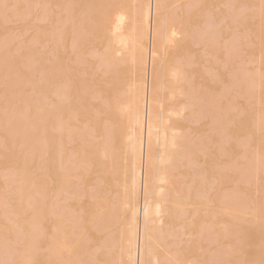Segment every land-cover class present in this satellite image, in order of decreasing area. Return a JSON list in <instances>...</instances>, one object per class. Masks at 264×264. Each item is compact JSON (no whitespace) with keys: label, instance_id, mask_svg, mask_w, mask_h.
Returning a JSON list of instances; mask_svg holds the SVG:
<instances>
[{"label":"rangeland","instance_id":"rangeland-1","mask_svg":"<svg viewBox=\"0 0 264 264\" xmlns=\"http://www.w3.org/2000/svg\"><path fill=\"white\" fill-rule=\"evenodd\" d=\"M175 5L165 10L172 6L171 23L185 40L165 64H182V92L164 106L186 104L174 120L181 130L176 156L185 159L176 157L172 167L180 198L193 201L197 212L193 236L175 229L176 237L183 233L176 257L264 264V0ZM131 6V0H0V264H129L130 172L117 108L127 84L138 80V62L111 56L106 27L114 12ZM161 59L158 78L167 67ZM57 85L65 99L54 94ZM57 102L62 106L54 109ZM64 112L72 115L62 121L74 126L70 135L57 127L56 114L61 121ZM103 120L111 127L103 128L104 146L112 141L107 156ZM87 134L99 137L86 145ZM63 157L73 161L69 172ZM195 192L207 194L200 199ZM114 253L119 258L108 262Z\"/></svg>","mask_w":264,"mask_h":264},{"label":"bare ground","instance_id":"bare-ground-1","mask_svg":"<svg viewBox=\"0 0 264 264\" xmlns=\"http://www.w3.org/2000/svg\"><path fill=\"white\" fill-rule=\"evenodd\" d=\"M180 1L182 0H131L132 3L131 9L130 10H128V8L126 9V7L128 6L125 7L126 10L122 8L118 9V11L114 12V14L112 15L113 17L111 16V19L109 20L108 23V27H106L107 29L106 34L107 35L109 34L111 37L108 38L106 36L107 37L106 39H108L106 41V44L108 45L109 43V47H110L111 46L110 42H111V44H113L114 47L112 48L113 54L111 53V56L113 55L114 58L118 55L122 56L123 58L126 56L131 66L134 65L136 62H138V74H139L138 80L134 84L131 83L127 84L126 90H124L125 96H123L122 99L123 101L120 100L122 102L120 103V106H118L117 108V110L120 111L123 118V124L125 128V131L123 133L125 163L127 166L126 168H128L130 172L129 194L131 197L132 204L130 205L131 216L128 227L129 239L126 247L129 264H193V263L196 264V262L193 261L195 260V258L192 260L193 257L191 259L190 258L181 259L178 258V256L176 257V254L179 255L180 250L178 248L180 247L181 237L183 233L179 232L180 234L179 237H176L175 229H178L179 231L182 232L183 230L187 231V234H189L188 236H193V230L191 229V226L192 223L195 224L193 221V215L197 213L196 212L194 214V212L191 210L193 208V201L188 199V197L180 198L181 191L177 190L178 188H176L175 186L176 183L174 184V181L176 180L175 178L177 176L175 177V171L172 167L173 165L175 166V164H172V162L178 158V156H176V152L177 149L180 147L179 139L181 136L180 134L181 130L178 128V126H175L174 120L175 118L180 117L183 112H185L186 104H184L183 102L180 103L178 106H171V107L169 106L168 108L164 106L165 101H174L176 99V95H180L182 92V87H178V84L180 82V77L184 73L181 68L182 64L175 62V60H173V62L176 63L177 65L174 63L169 64V62L165 64V62L171 58L172 52H174L175 49L180 47V45H182V43L185 40L184 32L179 31L171 23L172 22L171 18L173 16L175 17L176 15L173 14L171 10L172 6L169 11L170 14L165 10L168 7H170V5L173 4H174V8H176L175 6L177 5H175V3ZM205 1L206 0H204V2ZM138 2H141L139 9L138 6H135L138 5L137 4ZM174 8L173 10H175ZM182 8L184 10V7ZM173 19L175 21V18ZM112 49L110 50L112 51ZM137 52L139 55L138 58L136 57ZM160 57H162L161 62H164V64L167 67L164 68L162 77L158 78L156 67L157 69H159L158 66L160 67L161 65H156V64H157V59L159 58L160 60ZM123 58H121V60ZM159 60H158V64L160 62ZM103 69H105V67ZM161 71H162V66H161ZM63 81L61 82L62 84L60 83L59 85L60 86L62 85L64 87L63 88L61 86L64 89L63 94L67 95V92L65 90H68V88H65L66 83L65 80ZM58 87L59 86L57 85V88ZM57 88L55 87V89ZM61 89L59 87V89L56 90L54 93V94L56 93L59 94L57 95V97L59 98L61 95L64 96L62 94L63 91ZM65 98L66 96L60 99H65ZM101 99L105 104L104 99L103 98ZM101 99L99 102H101ZM60 103L61 102H57L56 105L58 107L55 108V106H53L54 109H57L59 107L61 108L62 103L61 106ZM66 111L68 112V109ZM94 111L96 110H93V112ZM94 113L92 114L94 115ZM64 114L62 115L63 120L61 121H60L61 118L59 117L60 114H56L57 119L58 117L60 118L58 120L56 119L57 121L56 123L59 124L64 123V125H62L63 128L61 125L58 126L59 124H57V127H59V129L61 128V131L58 128L57 130H59L61 133L67 131L68 133L65 132V137H66V133L68 135H70V131L72 133L71 129H73L74 126L71 127L65 124V122H67V119H69L70 121L72 119V115L67 116V114L70 115V112L65 115ZM84 116L89 118V116L87 115ZM65 118L66 121L62 122L64 121ZM92 119L94 122L95 118ZM104 121L105 120H103V123H101L100 126L101 132L102 130L104 131L105 128L106 130L110 131L111 127H109L108 125L107 127H105L104 123H106L107 121L105 122ZM87 123H89V121H87ZM86 125H84V127ZM115 125L112 127H116ZM91 127L88 126L87 128L90 129L91 131L90 134L92 135L93 131L91 130ZM67 128L68 130L70 128L71 129L68 131ZM59 131H57L58 136L60 134ZM104 133L106 132L104 131L102 133L103 135L102 140L106 141L107 139H109V137L107 136L108 135L107 133L106 135H104ZM90 134H87L89 138L86 136V138L88 139L85 138V140H83L82 137L81 141H85L84 143L86 144L87 141L90 139L88 143V145H90V143L93 142L92 137H96V138L99 137V136L90 137L91 136ZM106 136L107 138L104 139ZM65 137L63 138L64 140H67L65 141V143L66 142L69 143L68 140L71 141V137L67 136L66 139ZM75 138L77 139V136ZM108 141H109L108 144L105 146L104 144H106L107 141L102 143V147L104 148L101 149L102 150L101 152L104 156H107L106 154L110 152L111 149L110 145L112 141L111 140ZM96 142L99 143V141ZM95 148L96 146L94 147V149ZM90 149L92 148L90 147ZM95 150L99 151L98 149ZM101 152L99 151V154ZM68 154L65 156L66 158H68ZM81 154L79 155L80 159H81ZM109 154L108 156L110 157ZM86 155L87 154L85 153L84 156ZM179 155L181 156V154ZM58 156H59V150H58ZM65 157H63L62 160L64 163L66 162L68 164L67 161H69V159L64 160ZM182 158L184 157L182 156L179 157L178 159L180 160ZM107 159L109 160L108 157L106 158V160ZM70 160H72V158ZM110 161L111 160L108 161V164ZM70 162L72 163L70 165H73V161ZM64 163H63V167L65 165ZM102 165H104V163ZM102 165L100 167H102ZM69 166H67L64 169L66 175H67L66 169ZM178 166H179V162H178ZM71 168H72L71 166L68 168V172L70 171L69 169ZM179 184L180 183H177V185ZM186 186L188 188L189 184H187ZM120 187H123V185ZM195 193L197 194V192ZM184 195L186 196V194ZM197 195L200 196L199 194ZM198 196H196V198ZM123 197L122 199H124ZM203 197L200 196L199 198L202 199ZM181 199H183L182 202H180ZM123 204L125 206V200L124 203H122V205ZM188 208L190 211L187 210ZM109 209L112 210V208ZM225 211L226 209H224L222 213H218L219 216L220 215L223 216V213ZM125 223H127V219ZM207 224H205L204 226L206 227ZM202 225L199 226L201 227ZM204 226L202 227L201 230L205 229L204 233L208 232L210 226L208 227V229H206ZM223 228L225 230L221 229V232L223 231L226 233L227 232L226 224L224 225ZM201 230H198L200 234H201ZM223 232H222V240L225 239L224 236H226V234ZM200 234L196 232L197 235L196 239L200 238L199 237ZM109 248H110L109 250H111V247ZM104 249L106 250L105 247ZM106 251L108 252V250ZM82 254H84V252H82ZM115 254L116 253H114V257H113L114 259L109 260L108 262L114 261L117 258L118 255L115 256ZM108 256L107 258H109Z\"/></svg>","mask_w":264,"mask_h":264}]
</instances>
